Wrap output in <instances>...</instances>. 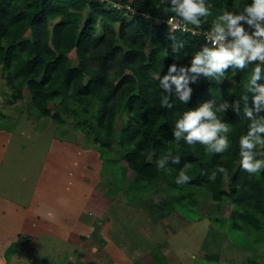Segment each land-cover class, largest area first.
I'll use <instances>...</instances> for the list:
<instances>
[{
  "label": "trees",
  "instance_id": "1",
  "mask_svg": "<svg viewBox=\"0 0 264 264\" xmlns=\"http://www.w3.org/2000/svg\"><path fill=\"white\" fill-rule=\"evenodd\" d=\"M232 2L208 0L215 8L227 6L229 12ZM251 2L244 0L243 7ZM114 4L123 8L117 10L111 7ZM151 7L149 2L129 0H0V64L10 84L19 82L27 88L43 117L61 122L48 109L58 101L75 114L69 105H79L84 115L99 105V130L90 129L97 134L95 141L104 156V178H113V167L122 164V183L129 172L135 174L128 181V193L163 183L179 194L175 203L180 205L193 196L185 189H206L215 201H230L234 208L230 222L236 229L260 236L264 234V168L259 173L243 168L239 141L254 125L264 123V100L259 99L264 96V66L250 89L246 85L256 64L244 69L230 66L223 79H218L219 73H192L195 54L207 46L204 40L167 33L166 22L157 23ZM101 21L104 31L98 37ZM202 25L211 30L206 22ZM74 50L77 67L69 65L67 57ZM173 66L175 71H170ZM181 77L191 89L188 104L180 101L174 83ZM205 105H211L213 112L223 108L218 116L228 131L219 132L217 138L227 137L229 146L221 152L175 136L183 113ZM117 120L123 125L120 151L115 152L110 138ZM246 151L253 153L254 160L264 159L255 148ZM182 173L189 179L177 183ZM43 264L54 263L45 259Z\"/></svg>",
  "mask_w": 264,
  "mask_h": 264
},
{
  "label": "rangeland",
  "instance_id": "2",
  "mask_svg": "<svg viewBox=\"0 0 264 264\" xmlns=\"http://www.w3.org/2000/svg\"><path fill=\"white\" fill-rule=\"evenodd\" d=\"M129 2H149L156 22H166L167 28L175 15L170 0ZM243 3L233 0L232 12L239 14ZM225 10L227 6H211L207 25ZM103 31L101 21L98 37ZM67 57L69 65L78 66L75 50ZM69 106L77 114L59 101L48 105L61 122L43 117L27 88L10 84L0 64L2 264H43L45 259L54 264H264V234L236 229L228 199L218 202L206 189H185L193 196L180 205L175 203L179 194L163 183L128 193L135 174L129 172L122 183V164L113 167V178H104V156L90 129L99 130V105L91 107L90 115L82 114L77 104ZM122 125L117 120L110 138L115 152L120 151ZM16 213L19 221L14 222ZM34 217L42 218L41 223Z\"/></svg>",
  "mask_w": 264,
  "mask_h": 264
},
{
  "label": "clouds",
  "instance_id": "3",
  "mask_svg": "<svg viewBox=\"0 0 264 264\" xmlns=\"http://www.w3.org/2000/svg\"><path fill=\"white\" fill-rule=\"evenodd\" d=\"M170 3L172 5L170 11L175 13L168 21L172 26H176L174 21L179 17L185 25L194 26V31L199 29L206 22V18L212 15L211 5L207 0H170ZM244 24L248 25V30L245 29ZM229 36L233 38L231 42H227ZM208 39L212 47L205 46L202 52L195 54L190 71L204 76L219 73L218 79H223L230 66L244 69L252 62L259 61L246 85L250 89L259 78L262 66H264V0H252L251 4L244 5L239 14L225 10L212 24ZM170 71H175V67L173 66ZM168 78V75L164 78L165 88L168 87ZM192 79L195 81L196 78ZM174 83L179 89L180 101L188 104L191 97V89L186 87L188 82L181 77L174 79ZM261 91H264V88ZM259 99L264 100V96ZM168 107L171 108L172 105ZM210 109L211 105H205L199 110L183 113L182 117L177 120L175 136L178 139L183 137L190 145L199 142L210 145L216 152H221L229 146L227 137L217 138L219 132L228 131L218 116V113H223V108L219 112H213ZM248 115L250 116L251 112ZM260 133H264V123L254 125L248 137H241L239 141L242 158L240 163L243 168L253 173H259L264 168V159L254 160L253 153L246 150L255 148L257 154H264L262 151L264 150V137H261ZM188 179L189 177L182 173L177 183H183ZM13 259H15V254H13Z\"/></svg>",
  "mask_w": 264,
  "mask_h": 264
},
{
  "label": "built area",
  "instance_id": "4",
  "mask_svg": "<svg viewBox=\"0 0 264 264\" xmlns=\"http://www.w3.org/2000/svg\"><path fill=\"white\" fill-rule=\"evenodd\" d=\"M113 6L117 10H120V9L123 8L122 6L117 5V4H114ZM124 8L126 10L132 12V10H131V8L129 6L124 7ZM174 22L176 23V26H172L171 24L167 23L168 24L167 32L169 34H174V33H177V32L185 33V34H188V35H190L192 37H197V38L203 39L205 44L208 47H210V48L212 47L211 42L208 39V33L210 32V30L205 29V27L203 25L199 29H195L193 31L194 26H192L190 24L189 25H185L184 22L179 17H177ZM232 40L233 39L228 37V41L227 42H231ZM257 63H259V61L252 62V64H257Z\"/></svg>",
  "mask_w": 264,
  "mask_h": 264
},
{
  "label": "crops",
  "instance_id": "5",
  "mask_svg": "<svg viewBox=\"0 0 264 264\" xmlns=\"http://www.w3.org/2000/svg\"><path fill=\"white\" fill-rule=\"evenodd\" d=\"M0 158H1V157H0ZM85 199H86V198H85ZM16 215H19V214H17V213H16V214H13V217L11 218V220H13L14 222L19 221V220H17V219H19V218H18ZM55 215H56L55 218H54L55 221H60V219H61L62 217L60 218V216H58L57 214H55ZM34 216H35V215H34ZM41 217H43V216L41 215ZM34 218H35V217H34ZM8 219H9V216H8ZM41 219H42V218H40V219L38 220V219L35 218V220H36L35 222L41 223ZM27 220H28V219H27V216H26V219L22 221V223H23V225H24V226L22 225L23 229L25 228V224H26V221H27ZM65 220H66V219H65ZM65 222H66V221H64V223H65ZM20 223H21V221H20Z\"/></svg>",
  "mask_w": 264,
  "mask_h": 264
}]
</instances>
